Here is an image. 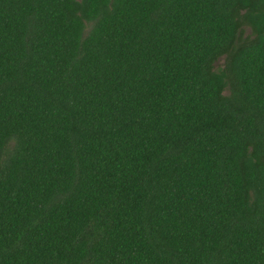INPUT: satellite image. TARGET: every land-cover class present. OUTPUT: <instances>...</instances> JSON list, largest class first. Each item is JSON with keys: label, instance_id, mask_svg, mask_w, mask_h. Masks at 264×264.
<instances>
[{"label": "trees", "instance_id": "obj_1", "mask_svg": "<svg viewBox=\"0 0 264 264\" xmlns=\"http://www.w3.org/2000/svg\"><path fill=\"white\" fill-rule=\"evenodd\" d=\"M0 264H264V0H0Z\"/></svg>", "mask_w": 264, "mask_h": 264}, {"label": "rangeland", "instance_id": "obj_2", "mask_svg": "<svg viewBox=\"0 0 264 264\" xmlns=\"http://www.w3.org/2000/svg\"><path fill=\"white\" fill-rule=\"evenodd\" d=\"M245 32H246V35H249V33H250L248 29H246ZM222 63H223V59H220V60L217 62L215 68H219V67H221V66H222Z\"/></svg>", "mask_w": 264, "mask_h": 264}]
</instances>
